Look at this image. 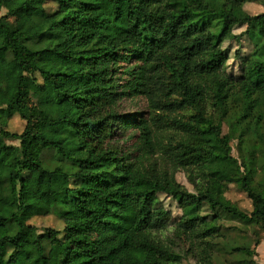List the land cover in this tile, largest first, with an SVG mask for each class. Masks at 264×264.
Instances as JSON below:
<instances>
[{
	"label": "trees",
	"instance_id": "1",
	"mask_svg": "<svg viewBox=\"0 0 264 264\" xmlns=\"http://www.w3.org/2000/svg\"><path fill=\"white\" fill-rule=\"evenodd\" d=\"M106 1L0 0V264H257L264 0Z\"/></svg>",
	"mask_w": 264,
	"mask_h": 264
},
{
	"label": "rangeland",
	"instance_id": "2",
	"mask_svg": "<svg viewBox=\"0 0 264 264\" xmlns=\"http://www.w3.org/2000/svg\"><path fill=\"white\" fill-rule=\"evenodd\" d=\"M104 6L107 9H110L111 7L107 4V1L104 0ZM243 100H241L242 102ZM40 110L46 114L51 120H53L52 123H43L40 124L37 121H21L19 118L15 117L9 124L10 128L12 130H21L23 127L26 126H34L37 127L39 130H41L42 134L50 139L55 141H63V135L62 131L64 130V127L66 126V123L61 120V118L64 116L67 106L66 104H56L52 101H49L45 104L38 105ZM127 115H130L132 113H129V111H126ZM166 133V132H165ZM224 134L227 136V126L224 125ZM12 143V142H10ZM234 144V142L232 143ZM234 156L237 157L236 152L234 151ZM2 158V157H1ZM0 158V159H1ZM1 162V161H0ZM239 165L238 160L231 159V160H223L216 164L215 170L217 176L220 178H227L231 176L233 172L236 171L237 166ZM182 177V180L185 181L182 175H180V178ZM242 199V195L234 190H230L227 194L226 200L230 202L231 204H236L239 200ZM47 200L49 202L53 201V197L48 196ZM255 260L257 261V264H264V242H261L257 249H256V256Z\"/></svg>",
	"mask_w": 264,
	"mask_h": 264
}]
</instances>
